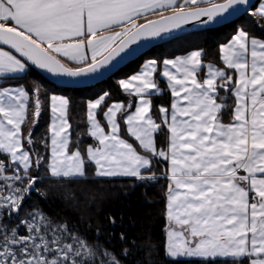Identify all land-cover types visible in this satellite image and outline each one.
<instances>
[{"label":"snow or ice","instance_id":"obj_1","mask_svg":"<svg viewBox=\"0 0 264 264\" xmlns=\"http://www.w3.org/2000/svg\"><path fill=\"white\" fill-rule=\"evenodd\" d=\"M237 13L264 31V0H0V264H120L24 206L43 174L85 178L89 166L97 177L167 181L163 246L173 264H264V37L238 27L219 45L221 66L203 49L146 60L118 81L127 101L105 91L86 103L75 140L67 97H42L39 82L31 91L6 83L33 68L101 75L133 45ZM161 79L171 100L154 113ZM45 100L47 134L34 135ZM84 135L93 142L81 151Z\"/></svg>","mask_w":264,"mask_h":264},{"label":"trees","instance_id":"obj_2","mask_svg":"<svg viewBox=\"0 0 264 264\" xmlns=\"http://www.w3.org/2000/svg\"><path fill=\"white\" fill-rule=\"evenodd\" d=\"M171 13H165V15ZM157 17H152L155 19ZM238 27H243L257 37H264V31L256 27L253 17L246 14L239 21L225 25L219 29L187 34L164 45L151 49L146 55L126 65L106 81L90 88L67 89L50 83L39 72L32 69L27 74L9 78L7 84H22L31 91L34 82L41 85V96L49 94L62 95L71 101L69 121L72 124L73 140L76 133L86 128V103L96 99L107 91L112 100L127 101L122 94L118 81L126 79L138 72L148 59L163 60L184 55L191 50L203 49L204 61L221 66L219 45L229 41ZM165 95L153 97V112L158 105L169 106L171 96L166 90ZM3 86V85H0ZM103 109H101L102 111ZM158 115V113H157ZM228 122V116L224 117ZM102 120V117H101ZM50 122L48 102L37 125L34 135H46V126ZM103 122V121H102ZM158 143L163 137H158ZM93 141L83 136L81 151ZM36 148L43 152L37 137ZM167 162L153 166L158 174ZM33 175H36L34 172ZM40 189L24 202L28 210L42 209L54 223H66L78 235L85 238L92 246H99L113 253L120 264H173L164 252L165 240V209L167 181L140 182L135 178H102L94 175L89 166L85 178L55 179L43 174L42 180L36 185ZM115 218V223L110 221ZM123 233V239L121 238ZM125 250L127 255H124Z\"/></svg>","mask_w":264,"mask_h":264},{"label":"water","instance_id":"obj_3","mask_svg":"<svg viewBox=\"0 0 264 264\" xmlns=\"http://www.w3.org/2000/svg\"><path fill=\"white\" fill-rule=\"evenodd\" d=\"M259 0H253V4H257ZM171 15V14H168ZM246 15V14H245ZM245 15H241L239 13L229 17L227 21H220L216 24H213L208 27H201L198 24H192L187 25L184 27L182 31L176 32L172 36H165L162 40H155V41H147V42H140L139 45H133L131 49H129L127 54L123 55V58H118L117 61L113 62V65L109 66L107 70H104L101 75L93 76L90 78L85 79H67V78H57L52 75L47 74L46 72L40 71L35 69L37 72H39L45 79H47L50 83L53 85H56L58 87L67 88V89H81V88H90L95 87L96 85L106 81L107 79L111 78L113 75H115L120 69L125 67L126 65L138 60L139 58L146 55L151 49L164 45L170 41H173L177 38H180L182 36H185L187 34L191 33H197L202 31H208V30H215L219 29L225 25H228L230 23L239 21L241 18H243ZM157 19V18H155ZM35 193L33 191L31 195ZM30 195V197H31ZM29 197V198H30ZM27 198V199H29Z\"/></svg>","mask_w":264,"mask_h":264},{"label":"crops","instance_id":"obj_4","mask_svg":"<svg viewBox=\"0 0 264 264\" xmlns=\"http://www.w3.org/2000/svg\"><path fill=\"white\" fill-rule=\"evenodd\" d=\"M163 82H164V80L163 79H161ZM165 83V82H164ZM71 131V130H70ZM102 178H105V177H102Z\"/></svg>","mask_w":264,"mask_h":264}]
</instances>
